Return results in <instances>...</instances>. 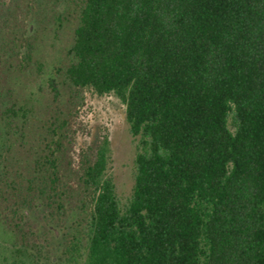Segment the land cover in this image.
I'll return each mask as SVG.
<instances>
[{
    "label": "trees",
    "instance_id": "1",
    "mask_svg": "<svg viewBox=\"0 0 264 264\" xmlns=\"http://www.w3.org/2000/svg\"><path fill=\"white\" fill-rule=\"evenodd\" d=\"M51 1L73 43L44 108L0 87V219L55 225L66 264H264V0ZM87 90L139 137L125 201L108 136L77 148Z\"/></svg>",
    "mask_w": 264,
    "mask_h": 264
},
{
    "label": "rangeland",
    "instance_id": "2",
    "mask_svg": "<svg viewBox=\"0 0 264 264\" xmlns=\"http://www.w3.org/2000/svg\"><path fill=\"white\" fill-rule=\"evenodd\" d=\"M58 11L51 0H0V87L4 96L10 83L32 111L48 104V79L57 77L73 43V26L64 17L58 19ZM125 110L114 95L87 90L76 120L77 148L108 136L112 152L109 173L124 201L132 193L139 151V137L131 135ZM7 140V129L1 125L0 171L8 154ZM11 220L0 219V264H66L64 239L55 225L49 230L36 214H30L23 220L24 237L17 239Z\"/></svg>",
    "mask_w": 264,
    "mask_h": 264
}]
</instances>
